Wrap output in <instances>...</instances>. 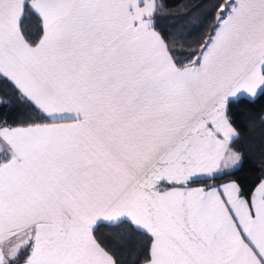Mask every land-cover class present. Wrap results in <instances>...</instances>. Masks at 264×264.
<instances>
[{
	"label": "snow or ice",
	"instance_id": "6c2138e0",
	"mask_svg": "<svg viewBox=\"0 0 264 264\" xmlns=\"http://www.w3.org/2000/svg\"><path fill=\"white\" fill-rule=\"evenodd\" d=\"M261 97L264 0H0V264H264Z\"/></svg>",
	"mask_w": 264,
	"mask_h": 264
},
{
	"label": "trees",
	"instance_id": "16d2710c",
	"mask_svg": "<svg viewBox=\"0 0 264 264\" xmlns=\"http://www.w3.org/2000/svg\"><path fill=\"white\" fill-rule=\"evenodd\" d=\"M169 8L182 9L184 5H192L197 3V0H165ZM207 3V0H205ZM204 4H202V7ZM201 9H193L192 16H184L181 12L175 15L161 17L163 25L162 34L168 36L170 31H175L181 26H184L185 32L191 29L193 18L199 23V15ZM29 23V22H26ZM210 21H204L199 26L197 31L192 32L187 36L189 42L195 40H203L208 32ZM229 115L233 121V127L239 133V139L236 141L235 150L244 154V160L238 171L232 177H224L227 179L239 178L242 185L250 184L261 171V161L264 160V97H261L254 102L248 99H241L239 102L231 106ZM104 234L105 237L112 239L113 243L119 241L112 236V230L101 226L99 234Z\"/></svg>",
	"mask_w": 264,
	"mask_h": 264
}]
</instances>
